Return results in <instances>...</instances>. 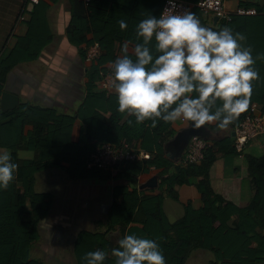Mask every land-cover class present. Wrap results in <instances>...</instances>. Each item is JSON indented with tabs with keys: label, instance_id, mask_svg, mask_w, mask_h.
<instances>
[{
	"label": "trees",
	"instance_id": "1",
	"mask_svg": "<svg viewBox=\"0 0 264 264\" xmlns=\"http://www.w3.org/2000/svg\"><path fill=\"white\" fill-rule=\"evenodd\" d=\"M104 1L110 0L95 2ZM123 1L127 0L119 2ZM131 1L136 5L148 3L145 13L131 18L137 21L150 14L159 16L165 2ZM46 4L43 1L33 11L26 10L31 17L27 21L30 31L18 39L8 56H1L0 96L9 73L21 64L37 61L50 41L49 35H42L44 24H41L39 15ZM242 6L254 8L256 15L234 16L232 21H225L221 27L229 26L233 32L244 34L246 39L241 43L251 48L259 78L253 81L247 110L229 129H236L246 119L253 104L262 106L261 111L264 113V25H257L264 23V0L243 2ZM193 13L206 26L203 13L197 8ZM84 20L81 16L74 18L70 38L80 49L83 59H87L88 50L95 44H98L101 53L90 61L92 66L88 71L86 96L77 115H57L51 109L28 104H20L12 111H0V147L11 152L19 165L14 180L6 190L0 191V264H45L33 254L45 248L42 247V241L46 240L41 234V226L52 210L53 196L36 190L39 172L50 167H63L74 180L85 181L104 174L107 176L109 170L105 172L99 168H88L91 155L103 144L121 146L123 143L135 149L140 145L141 150L151 154L152 158L126 161L116 167L117 177L123 179L125 184L115 189L116 202L109 215L110 224L105 231H82L79 234L73 247L77 264H84L85 254L97 249L106 252L104 264H114L115 257L111 255V249L116 245L107 234L117 227H121L124 232L132 224L140 226L151 239L159 243L166 264H188L191 255L197 250L209 252L213 256L210 264H264V155L246 157L252 197L244 207L216 194L209 181L210 169L219 153L238 156L230 137L208 146L199 164L177 166L176 174L171 177L167 173L172 162L164 156V143L174 135L173 125L163 121L155 127L151 126L150 121L136 125L134 117H127L118 111L115 94L100 90L99 80L106 72V64L117 57L115 44L135 42L136 25H127L122 30L119 25H91ZM90 32L94 38L89 41L86 33ZM76 118L82 120L83 127L78 140L72 141ZM129 120L133 123L129 124ZM28 126L32 129L27 130ZM21 149L34 151V159H20L17 153ZM63 163L68 165L64 166ZM152 167L164 169L162 176L167 177L163 183L172 192L176 185H190L188 178L199 177L197 187L204 206L195 209L188 203L182 218L173 223L168 222L163 211L164 196H142L138 189V177L149 172Z\"/></svg>",
	"mask_w": 264,
	"mask_h": 264
},
{
	"label": "crops",
	"instance_id": "2",
	"mask_svg": "<svg viewBox=\"0 0 264 264\" xmlns=\"http://www.w3.org/2000/svg\"><path fill=\"white\" fill-rule=\"evenodd\" d=\"M43 1L47 4L39 13L42 18L41 24H44L41 30L44 37L49 35L50 41L46 44V47L37 61L21 64L9 73L5 87L8 91L18 95V105L28 104L51 109L57 115L75 117L86 96L87 83L89 81L88 71L91 69L92 62H90L91 60L82 58L79 53L80 49L74 43V40L70 38V29L72 28L74 18L81 16L91 25L93 23H101V25H119L121 19L125 20L127 25H137L139 21L135 19L131 20V18L134 16L140 17L142 13H145L148 3H138V5H136L131 0H127L126 2L110 0L94 2L91 6H87L81 0H0V58L1 56H8L18 39L27 35L28 31H30L27 21L31 18L27 11H33L36 6H41ZM259 1L261 0H225V8L230 12H235L239 8H244L242 6L243 2ZM204 17L206 26L217 30L221 28V25L226 21L220 18L215 23V16ZM81 22H83V20H81ZM257 25H264V23ZM86 37L90 41L94 38V35L90 32L86 33ZM124 42L125 41L115 44L116 56L121 55V47ZM111 63L112 62L106 64V72L104 75L110 73ZM104 75L99 80L100 85L103 83ZM100 90H102L101 86ZM111 93L114 94L113 90H111ZM260 108H262V106H260ZM0 111H2L1 103ZM104 116L108 117L107 114H104ZM82 127V120L76 118L72 132V141L78 140ZM172 128L175 132L174 135L169 137L164 143V156L172 162V166L168 168L169 170L167 173L171 175V177L176 174V167L182 166L183 158L191 140L194 137H200H192L182 156L179 157L177 144L174 146L169 145V143L174 141L180 132L190 127H185L177 123L173 125ZM205 128L208 131V138H200L206 141L208 146L213 145L215 141H222L226 137H230L232 141L234 137L233 134L235 133V129L228 128L226 130H219L215 129L212 125H207ZM31 129V126L27 127V130ZM179 142L181 143L182 140L178 139V143ZM167 146L168 148L166 151ZM137 148L141 149L140 145L137 146ZM0 149L4 148L0 147ZM21 151L31 154L30 158H24L22 160L34 159V151L21 149L18 152ZM263 155L264 138L257 139L250 143L246 148L243 159L235 154L219 153L217 160L214 162L209 172V181L213 191L240 207L248 205L252 197V186L250 178L248 177L246 157H261ZM63 164L64 166L68 165V163ZM163 170L164 169L153 167L149 172L140 175L138 177V189L142 196L160 194L164 196L163 211L168 222L173 223L182 218L185 213V206L188 205V203H191L195 209L204 206L202 196L197 187L200 182L199 177L192 176L188 178L190 185H176L173 189L174 192H172L168 190L167 186L163 183L164 178L167 177L162 176ZM56 171L57 174H64L66 180H59L57 186L52 185V191L61 190L60 186L63 181V187L69 185L71 188L72 186L74 189L78 188L74 196L77 193L79 196L82 194L87 196V201H83L80 204V206L83 207L82 210H80V208L78 210L77 207L74 208V243L82 231L100 232L98 230L100 228L97 227L100 223L106 230V226L110 224L109 215L112 206L116 202L114 196L115 189L125 184L123 179L117 177L118 169L115 171L110 170V172L106 171L110 173L107 176L90 178L85 181L70 178L63 167H50L41 173L46 174V178L49 179L51 176L50 174ZM154 178H156V182L153 181ZM38 179L39 176L37 174L35 185L36 190L40 192L38 186L45 181L44 178L40 181ZM91 194H96V196H92ZM51 195L54 199V194ZM65 195L68 197V192H65ZM75 199L77 200V197H75ZM76 200H74V206ZM57 202L58 201H53V207ZM48 220L49 218L42 222V236H44V231L48 232V229H50L46 225L48 223H44ZM80 223L90 224V227L84 228ZM121 230V227L113 228L108 232L107 237L109 239L111 238L114 244H116L117 239L122 238L128 233H135L138 236L150 238L140 226L134 224L127 227L124 232ZM50 231L52 232V229ZM47 250L48 248L45 247L42 251L47 254Z\"/></svg>",
	"mask_w": 264,
	"mask_h": 264
},
{
	"label": "clouds",
	"instance_id": "3",
	"mask_svg": "<svg viewBox=\"0 0 264 264\" xmlns=\"http://www.w3.org/2000/svg\"><path fill=\"white\" fill-rule=\"evenodd\" d=\"M179 8L177 0H166L159 16L141 19L135 42L125 41L111 63L118 111L134 117L136 125L150 121L155 127L163 121L226 130L247 110L253 81L259 78L252 50L242 45L244 34L229 26H204L195 13ZM119 26L124 30L127 22L121 19ZM17 156L31 154L21 151ZM18 167L11 152L0 149V191L8 188ZM111 255L114 264H166L159 243L135 233L117 239ZM83 260L104 264L106 252L88 251Z\"/></svg>",
	"mask_w": 264,
	"mask_h": 264
},
{
	"label": "built area",
	"instance_id": "4",
	"mask_svg": "<svg viewBox=\"0 0 264 264\" xmlns=\"http://www.w3.org/2000/svg\"><path fill=\"white\" fill-rule=\"evenodd\" d=\"M81 1L88 6L95 1L102 0ZM177 3L180 5L178 10L188 9L193 12L197 8L204 16H219L226 21H232L234 16H253L257 13L254 8H239L235 12H230L225 8V0H198L196 2L177 0ZM165 6L166 0L163 8ZM100 53L98 44H95L88 50L87 59L92 60L99 56ZM109 74L104 75V80L101 85L102 91L107 93H111L112 90ZM260 138H264V113L258 104H253L246 119L235 129L234 147L238 157L243 159L248 145ZM207 147L208 144L206 141L200 137H194L183 158L182 166L187 167L189 165L199 164L204 158V151ZM151 158V154L140 148H132L126 143H123L121 146L103 144L91 155L88 168L115 171L118 165L126 161L150 160Z\"/></svg>",
	"mask_w": 264,
	"mask_h": 264
},
{
	"label": "rangeland",
	"instance_id": "5",
	"mask_svg": "<svg viewBox=\"0 0 264 264\" xmlns=\"http://www.w3.org/2000/svg\"><path fill=\"white\" fill-rule=\"evenodd\" d=\"M44 171V170H43ZM54 171V170H53ZM60 171V170H59ZM105 172L107 170H104ZM42 172V171H41ZM38 173L39 181L44 178L45 182H42L38 186V190L42 193L50 192L51 194H54L53 201H58L57 204H54L53 210L50 212L49 220L46 222L48 224L47 227L50 226L49 231H44L43 233V239L46 241H42L43 246L47 247V254H45L41 249L38 250L37 253H34L33 256L37 257L38 259L42 260L45 264H77L75 254L73 252L74 247V208L77 207V209L82 210V206L80 204L83 201L86 200V195H78L76 193L78 191V188H75L72 186V188L69 185H66V187H63V181L60 186L61 190H56L55 192L52 191L53 188L52 185L57 186L59 180H66V177L64 174H57L56 172H52L50 175L51 180L46 178V174L44 173ZM105 176V175H104ZM68 179V177H67ZM64 191H63V190ZM65 192H68V197L65 195ZM60 194V195H59ZM81 194V193H80ZM92 196H96V194H91ZM79 196V197H78ZM77 197V200L75 199ZM74 200L75 206H74ZM72 212V213H71ZM62 224V226H61ZM87 224V223H84ZM83 223H80L82 227L89 228L90 224L84 225ZM100 223V225H97L100 232L105 230V227ZM102 228V230H101ZM107 228V226H106ZM52 229V232L50 231ZM45 237V238H44ZM213 260V256L206 251L197 250L195 251L192 256L190 257L188 264H210Z\"/></svg>",
	"mask_w": 264,
	"mask_h": 264
},
{
	"label": "water",
	"instance_id": "6",
	"mask_svg": "<svg viewBox=\"0 0 264 264\" xmlns=\"http://www.w3.org/2000/svg\"><path fill=\"white\" fill-rule=\"evenodd\" d=\"M219 19H220L219 16H215L214 22L216 23ZM0 103H1L2 112L12 111L18 106L19 97L17 94H15L11 91H8V89L5 87V90L0 97ZM194 136H200V137L208 138V131L205 130V128L185 129L184 131L180 132L179 135L177 136V138L174 141H172L171 143H169V145L175 146L177 144L178 156L180 157V156H182L183 152L185 151V148L187 147L190 139ZM233 136L234 137L232 138V141H234L235 133L233 134ZM178 139H181L182 142L178 143ZM167 148H168V146L166 147V151H167ZM153 181L156 182V178H154ZM111 241H113V240L111 239Z\"/></svg>",
	"mask_w": 264,
	"mask_h": 264
}]
</instances>
